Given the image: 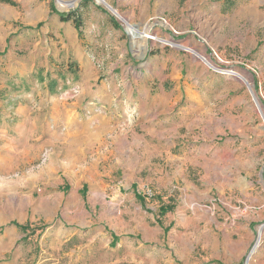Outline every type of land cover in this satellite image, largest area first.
Here are the masks:
<instances>
[{
    "label": "rangeland",
    "instance_id": "374dc122",
    "mask_svg": "<svg viewBox=\"0 0 264 264\" xmlns=\"http://www.w3.org/2000/svg\"><path fill=\"white\" fill-rule=\"evenodd\" d=\"M106 1L0 0V264H264V0Z\"/></svg>",
    "mask_w": 264,
    "mask_h": 264
},
{
    "label": "crops",
    "instance_id": "0c3cea01",
    "mask_svg": "<svg viewBox=\"0 0 264 264\" xmlns=\"http://www.w3.org/2000/svg\"><path fill=\"white\" fill-rule=\"evenodd\" d=\"M237 1H241L244 5H241L238 10L235 9L232 12L227 14L226 9H228V6L226 3H228V2L223 0V3L221 2V4L219 5V7L217 9L218 10V16H219L218 19H219V21H222L221 19L224 18V22H225L224 25L228 28V32L232 31L233 28L235 27V25L239 24V26H240V23L242 21L243 22L248 21L249 22L248 27L250 26L251 28L249 30L247 27L248 33L244 38H242V40H250V41H253L255 44H257L258 37L256 35L253 36L251 34V32H252L251 29L257 30L258 24L260 23V19L258 18L260 13L258 14L259 10L257 9L258 5H257V3H254L253 0H237ZM247 3H249V4L247 5ZM224 13H226V14H224ZM212 26H214V25H212ZM212 26L210 25L209 27L212 29ZM216 27H217V25H215L214 29ZM52 112L55 113L56 111H52ZM103 117H105V116H103ZM52 118H54V117L52 116ZM67 118H68V114L65 117L57 116L56 121H54L55 119H53V121L49 122L48 125L53 126L55 123L57 124L58 121L60 122L61 119L67 120ZM102 121H104V120H101L100 122L103 123ZM75 123H76V121H75ZM103 125H104V123H103ZM102 127L103 126H101V128ZM94 134H95V136H98L97 132H95ZM27 135L30 136L29 133H27L26 135L22 134L21 137L18 136V141L21 142L23 139H25V137ZM51 138L52 137H50V136L47 138L41 137V138L35 139V142H40L41 140H44V141H42L43 142L42 146H44V144L49 143ZM48 147H50V146L44 147L43 149H47ZM97 172L98 171L95 170V174L98 177Z\"/></svg>",
    "mask_w": 264,
    "mask_h": 264
},
{
    "label": "bare ground",
    "instance_id": "6f19581e",
    "mask_svg": "<svg viewBox=\"0 0 264 264\" xmlns=\"http://www.w3.org/2000/svg\"><path fill=\"white\" fill-rule=\"evenodd\" d=\"M99 2V4L105 6L106 8H108L109 10H111V6L108 4V2L106 0H97ZM59 4L61 7H74L76 6L80 0H73L71 2H68L66 3V1H62V0H58ZM64 9V8H63ZM116 12V11H114ZM115 14V13H114ZM116 14L122 18L121 15H119V13L116 12ZM152 25V24H151ZM127 28L129 29L131 35H132V38L135 40V43L139 42V41H142L143 42V47H144V51L147 50L148 48V40L151 39L157 43H161V44H170L174 47H181V48H184L172 41H167L165 40L163 37L159 36V35H155V36H152L151 34V30H152V27L150 25H147L143 28H140V27H137V26H134V25H129L127 24ZM187 49V48H186ZM192 51V50H190ZM194 51V50H193ZM193 53H196L198 55V57L203 60L209 67H211V69L215 72H219L223 75H226V76H231V77H234V78H237L239 80H242L245 84H247L249 86V90L250 92L254 95V97L256 98V102L258 103V98L256 97L255 95V92H254V87L253 85L250 84V82L243 76V74H241L240 72L236 71V70H233V69H226V70H220L218 68H216L214 65H212V63L209 61L208 58H206L205 56L197 53V52H193ZM259 106V109L261 108L260 104L258 105ZM259 235L262 236V229H259ZM257 248H255L254 250H256ZM252 257V255H251ZM250 257V259H251ZM250 259H249V262L248 264L250 263Z\"/></svg>",
    "mask_w": 264,
    "mask_h": 264
},
{
    "label": "trees",
    "instance_id": "16d2710c",
    "mask_svg": "<svg viewBox=\"0 0 264 264\" xmlns=\"http://www.w3.org/2000/svg\"><path fill=\"white\" fill-rule=\"evenodd\" d=\"M60 18L62 20V22H69L71 20H74V23H75V27L77 29H79L81 27V21L80 19H77L75 16H74V13L72 14H68V15H60Z\"/></svg>",
    "mask_w": 264,
    "mask_h": 264
},
{
    "label": "water",
    "instance_id": "95a60500",
    "mask_svg": "<svg viewBox=\"0 0 264 264\" xmlns=\"http://www.w3.org/2000/svg\"><path fill=\"white\" fill-rule=\"evenodd\" d=\"M111 10H113L112 8H110Z\"/></svg>",
    "mask_w": 264,
    "mask_h": 264
}]
</instances>
